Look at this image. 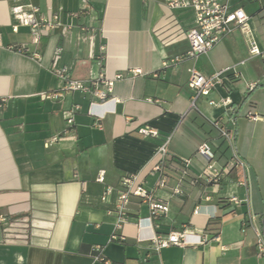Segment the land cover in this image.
I'll return each instance as SVG.
<instances>
[{
    "label": "crops",
    "instance_id": "0c3cea01",
    "mask_svg": "<svg viewBox=\"0 0 264 264\" xmlns=\"http://www.w3.org/2000/svg\"><path fill=\"white\" fill-rule=\"evenodd\" d=\"M29 2L58 15V25L38 43L12 13L16 4ZM230 4L250 16L264 52V1ZM194 20L193 10L172 12L163 0H0V264H103L96 258L99 250L110 264H264L254 231H243L248 211L264 213V57L251 56L236 28L198 59L164 66L189 44L165 46L159 36L177 24L190 28ZM58 47L63 50L56 55ZM233 66L239 76L228 82L229 90L218 84L192 108L190 69L212 75ZM64 67L85 82L103 71L123 73L110 93L116 99L92 104L96 98L80 90L54 96L63 87L55 70ZM250 82L258 85L248 91ZM226 96L237 107L235 149L246 161V174L233 170L218 183L207 182L200 178L207 160L198 146L212 144L218 168L233 156L228 141L226 154L218 149L222 139L210 124L228 112L208 100ZM76 105L70 126L66 113ZM146 124L159 135L143 136L139 130ZM165 142L163 156L159 148ZM185 158L190 163L182 177ZM159 163L162 171L155 170ZM130 173L154 198L168 202L169 210L151 215L149 204L133 196L128 220L117 229L126 239L112 240L121 182ZM178 185L183 195L174 194ZM231 194L247 201L236 204ZM217 217L215 234L206 227ZM185 227L207 239L154 249L153 236Z\"/></svg>",
    "mask_w": 264,
    "mask_h": 264
},
{
    "label": "built area",
    "instance_id": "2783aa9c",
    "mask_svg": "<svg viewBox=\"0 0 264 264\" xmlns=\"http://www.w3.org/2000/svg\"><path fill=\"white\" fill-rule=\"evenodd\" d=\"M164 5L172 12L177 9H191L194 12L195 20L194 25L190 28H186L181 24H177L172 27L171 31L165 35H160V39L165 46H171L183 41H187L189 46L186 52L167 58L164 61V66L176 65L179 62L188 59H198L201 54L207 53L218 42L223 40L226 36L233 33L236 28H240L244 34L245 40L248 44L249 52L251 56H262L264 52L259 47L257 39L254 36L252 28L250 27V16L244 10L243 7L233 8L230 4V0H163ZM12 13L18 21V24L29 26L32 30L33 41L38 43L42 36L48 31L58 25L57 14H44L41 8L34 3H18L12 7ZM17 26H14V30H17ZM0 46H2V39L0 36ZM11 49L26 52L25 46L10 45ZM63 48L58 47L56 55L62 52ZM32 57L40 62L41 54L38 52L32 53ZM246 60H241L238 64H244ZM55 74L63 82V87L59 92H56L54 96L63 97L65 93L70 91L80 90L85 93H91L96 101L92 104H103L111 99L110 93L113 91L116 81L124 77L123 73H117L114 76H109L105 71L101 72L99 76L93 80L85 82L80 79L74 78L69 68L64 67L62 69H56ZM189 86L193 89L194 95L192 97V108H197V100L201 97H208L211 92L216 88L218 84L225 83L227 90L230 85L228 82L238 78L239 71L236 66L228 69H223L215 72L212 75H205L197 68L190 69ZM258 85L257 82L248 83V91L253 90ZM212 106L224 105L227 107V117L219 118L213 121V124L220 131L232 149L233 156L229 160L228 164L222 168L216 166V154L209 141H203L197 148V153L203 156L207 163L200 174V178L207 182L218 183L222 177L233 171H242L246 174L247 164L246 161L241 158L235 149V126H236V111L237 107L232 104V100L229 96L222 98L220 101L214 99L208 100ZM80 109L79 105L73 106L67 111V123L68 125L74 124V116ZM92 114L102 117L101 114L90 111ZM247 116L253 120L258 117L252 112H248ZM229 123V125H227ZM139 132L147 136H158V128L146 124L140 128ZM168 142H165L160 148L159 153L161 155L166 154V146ZM185 169L183 170V176L188 174V164L190 159H183ZM155 170L162 171L163 165L159 163ZM98 180L103 181L104 177L101 174ZM166 177L162 176L159 183L160 186H164ZM242 185L247 184V177L244 176ZM111 191L108 187L107 193ZM174 194L183 195V189L178 185L174 189ZM137 196L143 201L149 204L151 215L159 212H167L169 210L168 202L153 197L152 193L143 185L138 179V175L134 173L126 174L121 182V188L119 190L118 205H117V221L116 230L112 234V240L125 241L126 237L123 234H118L117 229H120L124 223L128 220V210L131 202V198ZM228 199L236 204H240L247 199H240L236 194H231ZM196 210L195 212H197ZM251 228L257 237V251L260 256H264V233L262 228V216L257 215L252 211H248L245 219L243 220V231ZM190 236H194L195 239L191 240ZM206 236L200 232H193L188 227L181 230H174L170 233L163 235L157 234L151 238L153 247L156 251L161 248L170 246L172 244L185 246L188 244H198L206 240ZM98 261L105 264H110L109 260L104 257L99 250L96 254Z\"/></svg>",
    "mask_w": 264,
    "mask_h": 264
},
{
    "label": "trees",
    "instance_id": "16d2710c",
    "mask_svg": "<svg viewBox=\"0 0 264 264\" xmlns=\"http://www.w3.org/2000/svg\"><path fill=\"white\" fill-rule=\"evenodd\" d=\"M210 124L214 129H216L218 131V134H219L220 138L222 139L221 142H216V146H218V149L222 150V153L226 154L228 149H229V145L227 143V140H225V138L223 136H221L220 131L212 122ZM219 224H220L219 217H217L215 219H211V220H209L206 229L213 230L214 233L217 234L219 232V229H220V226H218ZM103 264H105V263H103Z\"/></svg>",
    "mask_w": 264,
    "mask_h": 264
},
{
    "label": "water",
    "instance_id": "95a60500",
    "mask_svg": "<svg viewBox=\"0 0 264 264\" xmlns=\"http://www.w3.org/2000/svg\"><path fill=\"white\" fill-rule=\"evenodd\" d=\"M262 228H263V233H264V213L262 215Z\"/></svg>",
    "mask_w": 264,
    "mask_h": 264
},
{
    "label": "rangeland",
    "instance_id": "374dc122",
    "mask_svg": "<svg viewBox=\"0 0 264 264\" xmlns=\"http://www.w3.org/2000/svg\"><path fill=\"white\" fill-rule=\"evenodd\" d=\"M264 1V0H263Z\"/></svg>",
    "mask_w": 264,
    "mask_h": 264
}]
</instances>
